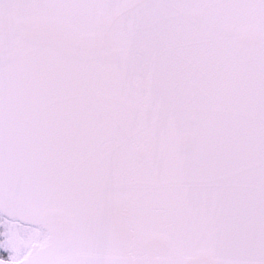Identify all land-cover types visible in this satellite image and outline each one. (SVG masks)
Returning <instances> with one entry per match:
<instances>
[{
  "label": "snow or ice",
  "instance_id": "6c2138e0",
  "mask_svg": "<svg viewBox=\"0 0 264 264\" xmlns=\"http://www.w3.org/2000/svg\"><path fill=\"white\" fill-rule=\"evenodd\" d=\"M0 264H264V0H0Z\"/></svg>",
  "mask_w": 264,
  "mask_h": 264
}]
</instances>
